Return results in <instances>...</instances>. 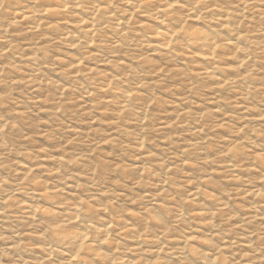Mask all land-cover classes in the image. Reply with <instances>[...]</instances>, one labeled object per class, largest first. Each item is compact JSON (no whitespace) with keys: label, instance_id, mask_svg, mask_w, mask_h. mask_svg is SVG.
<instances>
[{"label":"rangeland","instance_id":"374dc122","mask_svg":"<svg viewBox=\"0 0 264 264\" xmlns=\"http://www.w3.org/2000/svg\"><path fill=\"white\" fill-rule=\"evenodd\" d=\"M90 1L0 0V264H264V0ZM163 25L213 61L181 33L160 50Z\"/></svg>","mask_w":264,"mask_h":264},{"label":"bare ground","instance_id":"6f19581e","mask_svg":"<svg viewBox=\"0 0 264 264\" xmlns=\"http://www.w3.org/2000/svg\"><path fill=\"white\" fill-rule=\"evenodd\" d=\"M90 0H61V3L59 4H56V5H51L52 6V9H49L51 12H53L54 14H64L69 8H68V5H83L84 3L86 4H90L91 7V15L92 17H95L96 14H99V12L105 8H101L99 5H95L93 2L90 1V3H88ZM155 0H146V2H144L143 4H151V2H154ZM174 4L177 6L178 5V2H174ZM166 9V8H164ZM155 10H158L159 12V9L156 8ZM163 11V10H160V12ZM132 15H129L127 19L125 20H129L130 17ZM20 17V22H23L27 19H29V15H25V13H22V15L19 16ZM114 15L112 12H108V17L107 19H110L113 22V27H114V30H119L118 32H121L122 29H121V26H122V20L121 19H114ZM77 23L80 24V26L83 27V38L86 39V44L91 47L92 44H93V40L92 39H88L89 37H93L95 36L98 32H100V29H101V26H99V24H96L95 21L93 20V18L91 20H84V19H81V20H78ZM37 27V26H36ZM34 27V28H36ZM31 28V27H30ZM182 34L183 37H185L187 39V46L189 47H193V48H196L198 49V51L200 50L201 52L195 56H197L201 61L205 62V63H210L211 61H213V59L215 58V51H216V47L215 45H212L211 42L204 36H202L200 33L198 32H188V31H185L183 32V28H179L178 30H174V31H170L168 28H165V26L163 25L161 28L157 29L156 31H154L153 33V40H154V43H156L155 45L158 46L160 48V50H167L171 47V44L175 41V35L176 34ZM117 39V38H115ZM119 42V41H118ZM118 42L115 40L113 41V47H116L118 45ZM226 44H229V42H226ZM214 67H212L213 69ZM211 69V68H210ZM198 74L200 76H204V77H209L210 74H211V71L209 70V68H202L200 69L199 71H197ZM239 81L243 79L242 76H238L237 78ZM29 81V80H28ZM109 83H107L105 86H108ZM130 94V93H129ZM127 93H124V96L121 97V104H124L126 102V98L128 96H131ZM111 100L108 99L107 102ZM124 106L121 107V109H123ZM141 145H138V147H140ZM229 151V150H228ZM230 166V165H228ZM233 169L235 168V166H231ZM197 188H196V191H194L192 194H191V197H195L197 195ZM34 193V196L38 197V198H47L48 197V194H51V192L49 191V189L47 188H43L41 190H36L32 192V194ZM259 195L258 191L255 192V196ZM33 197V196H32ZM154 197V196H153ZM6 200V199H5ZM262 207H264V204H261ZM23 211L24 212H29L31 210V207L26 205V204H23ZM25 208V209H24ZM63 215L64 216H67L68 219H65V222H70V223H77L80 221V218H81V213H80V209L78 208L77 205H74L73 207L71 206V209H70V212H67L65 213V211H63ZM26 214V213H25ZM202 213L200 212H197L196 215H200ZM182 217V214L179 212L178 216H176V218H181ZM64 218V217H63ZM63 223V221H62ZM61 223V224H62ZM108 226L106 227L105 225H102L101 227H98L96 229V234L100 235V236H107L105 235V230H108L110 228V224L107 223ZM86 227H91V224L86 222ZM51 231V237L53 239V241H55L56 243H59V244H67L68 242H72V244L74 243L76 245V253L73 254V255H70L68 257V260H76V258L78 257L77 254L79 252V250L81 249H86V250H89V246H87V240L85 239L86 236L84 235H68L66 233H64L62 231V225H53L50 229ZM106 239V237H105ZM189 239H185V241H188ZM232 243H229V245H231ZM48 254V255H51L54 251V248L52 247H48L46 250H45ZM97 258H99L100 256L99 255H96Z\"/></svg>","mask_w":264,"mask_h":264}]
</instances>
